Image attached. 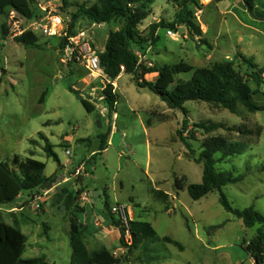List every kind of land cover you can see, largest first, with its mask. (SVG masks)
I'll return each mask as SVG.
<instances>
[{
  "label": "rangeland",
  "instance_id": "rangeland-1",
  "mask_svg": "<svg viewBox=\"0 0 264 264\" xmlns=\"http://www.w3.org/2000/svg\"><path fill=\"white\" fill-rule=\"evenodd\" d=\"M147 1L150 14L139 31L146 34L150 24L164 25L155 34L150 54L155 68L184 63L198 69L227 63L248 81L251 91L256 90L249 81L244 59L258 68L264 66V0L252 2L251 7L243 0L198 2L191 7L198 32L188 34L180 27L177 32L171 30L177 34L175 38L166 33L170 30L167 25L174 24L179 14L177 1ZM96 2L67 0V5L61 1L57 5L71 21L80 6L88 8ZM9 10L0 16V161L10 162L15 156L21 162L31 158L45 165L46 177L57 173L56 182L48 190L23 192L12 206L15 208L0 207V225L17 228L28 242L22 257L43 255L51 264H69L72 214L83 230L97 231L100 218H108L103 208L107 200L109 210L115 204L123 205L134 215L132 219L140 216L152 224L155 241L147 243L159 257L153 264H254L242 245L254 237L257 227L245 228L241 220L225 212L217 192L193 201L185 189H175L176 180L181 179L184 185L200 184L202 175V165L188 160L189 152L176 132L181 130L193 157L200 153L206 137L243 142L245 150L241 155L216 165L219 172L243 177L241 182L222 188V193L232 208L253 206L264 215V173L259 172L264 165V111L250 114L238 105L236 113L231 114L219 106L186 102L184 114L168 109L158 96L139 88L132 75L122 74L112 86L117 96L113 110L117 118L113 120L112 114L102 112L106 107L101 98L111 81L107 77L102 82L93 80L82 61L62 63V38L36 35L33 46L16 43L9 32ZM118 29L110 24L102 26L98 35L88 31L92 50L102 52L108 31ZM191 75L180 74L175 81L189 80ZM153 79L154 76L144 77L147 82ZM78 82L84 83L83 89L75 88ZM70 88L78 92V97ZM81 99L93 105L96 112L87 113ZM252 101L264 105V93L260 90ZM98 115L100 128L96 124ZM183 119L187 121L185 128ZM206 122L226 128L244 127L252 134L241 136L225 128L205 134L195 127ZM110 132L109 145L95 155L99 138L104 136L107 142ZM39 134L47 139L57 161L46 156V143ZM31 140L35 144L30 145ZM220 157L215 155L216 159ZM80 165L84 170L74 176ZM154 188L170 196L165 194L166 200H159ZM63 189L80 193L70 209L65 206L67 194L61 193ZM95 192L100 198L94 197ZM165 207H170L172 214L164 211ZM164 238L176 244L164 242ZM83 242L86 248L93 247L87 238ZM143 251L134 249L129 254L135 252L142 259Z\"/></svg>",
  "mask_w": 264,
  "mask_h": 264
},
{
  "label": "trees",
  "instance_id": "trees-1",
  "mask_svg": "<svg viewBox=\"0 0 264 264\" xmlns=\"http://www.w3.org/2000/svg\"><path fill=\"white\" fill-rule=\"evenodd\" d=\"M178 3L179 14L175 18V23L167 25L170 30L177 32L180 27L185 28L188 34H192L198 28L194 23V14L191 7L198 5V0H176ZM219 1V0H216ZM257 0H243L244 4L251 7L252 2ZM67 5V0H61ZM33 0H0V16H3L5 10L14 9L25 18H32L34 10L32 8ZM147 0H97L90 6H80L71 17V23L68 28V36L61 39L60 48L63 50L67 45V38L77 34V30L83 26L90 25H113L119 27L117 31H108L104 50L97 53L100 67L106 77L115 81L121 74L132 75L139 88H146L155 94L164 102L168 109L178 110L185 114L184 104L186 102H204L219 106L231 114H235L238 105L243 106L248 113L264 111V105L253 103V97L260 91V76L264 71V66L258 68L249 59H244L249 68V81L256 86L255 91H251L248 81L242 75L235 71L227 63H215L209 68H198L178 63L173 66H163L160 69L145 68L137 66V58L133 51L138 50L144 53L147 47H153L156 41V32L164 26L162 22L150 24L147 33L143 34L138 27L149 16ZM95 35L99 31H92ZM200 34V33H199ZM18 44L33 46L37 43L35 34L25 33L15 39ZM123 67V72L121 71ZM156 73L154 81L147 82L144 76ZM191 73V78L186 81L177 80L175 77L180 74ZM69 91L76 96L77 91L70 88ZM102 100L108 110L107 116L113 113L116 105L117 96L113 93L112 85H108L102 91ZM78 97V96H77ZM41 96L40 103L43 101ZM80 103L84 110L91 114L95 112V107L88 101L81 99ZM187 126L186 119L182 121V128ZM197 129L205 134L224 129L228 132H236L241 136H250L252 132L244 127L226 128L220 123H199L195 125ZM261 131L256 132L259 139ZM176 135L185 149L189 152L188 160L202 165V176L200 184L184 185L181 179L175 181V189L187 191V194L193 201H197L210 193L219 194V203L225 212L242 221L245 228H256L254 237L248 242L243 243V250L253 260L254 264H264V215L259 213L253 206L239 210L234 209L222 193V188L227 185L237 184L243 180V177H233L229 172H219L216 165L225 159L241 155L245 150V144L241 141H231L223 137H206L201 145V151L197 157H193V151L190 149L186 138L182 136L181 130H177ZM38 136L46 143L44 152L48 158L57 161L56 155L50 150L47 139L39 134ZM106 138V137H105ZM104 136L99 138L98 152H103L106 148V139ZM30 145L35 141H30ZM220 154L216 159L215 155ZM32 156V155H31ZM45 165L34 159H27L21 162L17 156L9 161H0V207L8 206L11 209L17 198L23 192L34 193L38 190H48L56 182L57 173L54 172L49 177L44 175ZM264 173V165L259 169ZM63 194H67L65 206L70 209L71 204L79 196V192H72L63 189ZM154 196L162 201L166 200V195L154 191ZM109 203L105 200L103 208L108 213L111 226L119 232V245L125 250V255L115 256L104 248L89 250L86 248L83 240L84 232L75 213L70 220L69 225V244L71 247L70 264H124L128 263V254L132 250L139 248L143 241L153 243L155 241V231L148 223L129 221V231L131 244L127 245L124 241V229L120 220L110 214ZM164 242L174 243L168 238ZM26 240L19 230L12 226L0 225V264H51L46 262L45 256L23 259ZM144 245V244H143ZM145 248V247H144ZM155 250L147 248L143 251V258L146 263L159 260L154 255Z\"/></svg>",
  "mask_w": 264,
  "mask_h": 264
},
{
  "label": "built area",
  "instance_id": "built-area-1",
  "mask_svg": "<svg viewBox=\"0 0 264 264\" xmlns=\"http://www.w3.org/2000/svg\"><path fill=\"white\" fill-rule=\"evenodd\" d=\"M59 1L61 0H33L32 8L34 10V16L30 19L23 17L14 9H10L7 17L10 26L9 32L12 34V37L17 38L25 33H32L41 37L66 38L68 36V26L71 21L68 17L65 18L59 11V6L57 5ZM201 1L203 0H198V2ZM198 15L199 14L195 15V17L198 18ZM166 35L171 38L177 37V34L171 30H168ZM151 52V46L147 47L144 53L134 50L133 53L137 58V66L141 65L145 68H151L153 66L150 59ZM59 55L62 56L61 62L64 64L71 63L73 59L82 61L84 69L93 80L102 82L103 79H106V75L100 67L97 53L92 50L88 31L85 29V26L78 29L75 36L67 38V45L62 50V53L59 52ZM123 70V67H121L122 72ZM260 79V90L264 93V71ZM111 85L115 86L113 83H111ZM66 155H70V153L66 151ZM81 171H83V169H76L74 176L79 175ZM81 200L85 201L86 198L81 197ZM110 214L116 216L120 220L124 229V241L127 245H130L131 236L128 226L129 213L127 208L123 205H113L110 208Z\"/></svg>",
  "mask_w": 264,
  "mask_h": 264
},
{
  "label": "crops",
  "instance_id": "crops-1",
  "mask_svg": "<svg viewBox=\"0 0 264 264\" xmlns=\"http://www.w3.org/2000/svg\"><path fill=\"white\" fill-rule=\"evenodd\" d=\"M149 76H154V79L152 80V81H154L156 76H157V74L156 73H151V74L145 75L144 77H149ZM119 77L115 81H113L112 83L115 84L117 82V80L119 79ZM106 110H107L106 108H103L102 112H105ZM95 112H96V109H95ZM116 118H117L116 117V113H112V119L115 120ZM111 135H112V132H110V136L108 137V140L106 142V146L109 145V143H110ZM63 168H65V166H63ZM79 168L84 170L85 167L80 165L77 169H79ZM152 191L153 192L154 191L160 192V190H158L157 188L152 189ZM165 194L170 196L167 193H165ZM96 198H100V194L99 193H98V196ZM169 200L172 201V199H169ZM127 210H128V213H129V221H138V222L148 223L151 226V228L154 230V228L152 227V224L150 222H148V221H142L140 216H137L138 217L137 219H132V217L134 215L130 213V210L128 208H127ZM164 211H166L167 213L172 214V211L170 210V207H168L167 209L165 207ZM97 217L100 218L102 216H97ZM100 221H101V223L97 224L100 227L97 231H95L94 229L91 228V229H87L84 232L85 238H87L93 244V247L90 248L89 250L97 249V248H104V249L108 250L109 252H111L115 256H123V255H125V250L119 245V232H118V230L115 227L111 226V221L109 220V217L108 218L102 217V218H100ZM155 235H156V233H155ZM148 243L146 241H143L141 243V245L139 246V248H137V249L141 252V251H143L144 247L152 248ZM26 246H28V242H26L25 248H26ZM152 249H154V248H152ZM22 256H23V254H22ZM70 256H71V254H70ZM137 256L138 255H136L135 252L133 254H131V255L129 254L128 255V263H125V264H153V263L157 262L156 261V262L146 263L145 262V258L141 259V258H139ZM23 259H28V258H23Z\"/></svg>",
  "mask_w": 264,
  "mask_h": 264
},
{
  "label": "water",
  "instance_id": "water-1",
  "mask_svg": "<svg viewBox=\"0 0 264 264\" xmlns=\"http://www.w3.org/2000/svg\"><path fill=\"white\" fill-rule=\"evenodd\" d=\"M85 29H86L87 31H90V30H92V31H100V30L102 29V25H94V26H92V27H91L90 25H86V26H85ZM180 30H184V31H186L185 28H183V27H181ZM178 35L180 36V35H181V32L178 31ZM83 87H84V83H82V82H78V83L75 85V88L78 89V90L83 89ZM103 113H104L105 115H107V114H108V110H106V111L103 112ZM100 117H101V115H98V116H97V122H96V124H97L98 128L101 127V123H100V121H99ZM97 196H98V193L95 192L94 197H97Z\"/></svg>",
  "mask_w": 264,
  "mask_h": 264
},
{
  "label": "bare ground",
  "instance_id": "bare-ground-1",
  "mask_svg": "<svg viewBox=\"0 0 264 264\" xmlns=\"http://www.w3.org/2000/svg\"><path fill=\"white\" fill-rule=\"evenodd\" d=\"M181 31H183V30H181Z\"/></svg>",
  "mask_w": 264,
  "mask_h": 264
}]
</instances>
